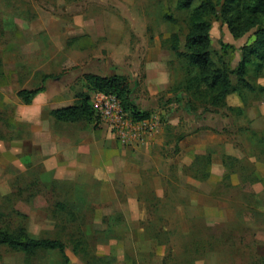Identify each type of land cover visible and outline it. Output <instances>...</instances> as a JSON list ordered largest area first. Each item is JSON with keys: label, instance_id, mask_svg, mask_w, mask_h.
<instances>
[{"label": "rangeland", "instance_id": "374dc122", "mask_svg": "<svg viewBox=\"0 0 264 264\" xmlns=\"http://www.w3.org/2000/svg\"><path fill=\"white\" fill-rule=\"evenodd\" d=\"M188 14L176 0H0V228L60 240L72 264H264V67L245 84L232 75L225 105L196 99L185 90L196 71L170 49L177 35L186 52ZM210 23L212 58L235 68L253 31L235 39L218 15ZM85 74L123 77L150 118L92 106L96 127L55 122L49 111L81 94L94 103ZM44 76L24 105L16 92ZM183 137L208 147L186 153ZM0 264L60 258L0 246Z\"/></svg>", "mask_w": 264, "mask_h": 264}, {"label": "trees", "instance_id": "16d2710c", "mask_svg": "<svg viewBox=\"0 0 264 264\" xmlns=\"http://www.w3.org/2000/svg\"><path fill=\"white\" fill-rule=\"evenodd\" d=\"M176 8L189 12L188 30L183 44L186 52L181 50L177 35H172L170 49L177 57H185L189 66L196 71L188 78L185 90L187 89L196 99L212 107L225 105L227 96L236 91L232 84V75L240 83L245 84L249 68H254L257 73H260L264 67V0H224L219 10L213 0H176ZM217 15L235 39L253 31L254 40L251 44L241 47V59L235 68L226 64L222 57H219V63L212 58L210 19ZM164 17L169 20L172 18L170 14ZM226 47L228 46L225 45L222 49ZM48 79L49 76H44L42 85L34 89L18 90L17 98L24 105H30L37 95L47 90L45 82ZM83 80L91 92L114 95L132 121L139 123L150 118L147 111L139 109L134 103L133 89L123 77L85 74ZM48 114L57 123H85L94 124L95 127L97 125V116L88 94H81L76 103L51 109ZM33 197L29 194V201L33 202L36 199ZM56 205L53 213L55 216L61 215L65 205L59 202ZM0 246L26 255L54 252L58 254L60 264H72L62 241L32 237L22 225L13 229L7 226L0 228ZM76 249L80 251V247L76 246Z\"/></svg>", "mask_w": 264, "mask_h": 264}, {"label": "crops", "instance_id": "0c3cea01", "mask_svg": "<svg viewBox=\"0 0 264 264\" xmlns=\"http://www.w3.org/2000/svg\"><path fill=\"white\" fill-rule=\"evenodd\" d=\"M41 94H44V93H41ZM40 95V94H39ZM38 96V95H37ZM228 97V96H227ZM162 133L163 132H160V134H158V135H156L155 136V138L151 141V142H149V143H147L149 146H147L146 147V152H148L147 154H151V152H152V150L153 149H155V148H159L160 149V147H161V144H162ZM185 139V140H184ZM158 140V141H157ZM181 140H183L182 142H181V144H179V147H182V145H183V143H191V145L190 146H188V148L185 150V152L186 153H189V154H196V155H199V154H202V153H204L205 152V149L208 147L207 145H208V142L207 141H204V140H199V139H197V137H194V138H191V137H183ZM150 157V156H149ZM158 159H159V157H158V155H153V156H151L150 157V160H151V163H152V166H153V164H154V162H156L155 160H157L158 161ZM194 159V158H193ZM214 158L212 157V159H211V165L214 167V166H216V164H215V162H214V160H213ZM191 162V159L190 160H188V162ZM193 161V160H192ZM190 162L188 163V164H190ZM221 162H219V164H220ZM151 166V164L149 165V168H151L152 167ZM220 168H222L221 166H220ZM143 169V168H142ZM181 173V172H180ZM131 175H134V174H131V172L129 173V175H127L128 176V179H129V182H130V179H132V178H130V176ZM184 174H181L180 176L182 177ZM211 175H212V173H211ZM183 177H187V178H190V177H188V176H186V175H184ZM213 177H215V178H217V177H219V175L218 176H210V177H208L209 179L211 178H213ZM138 178H139V176H138ZM142 182H141V180L140 179H138L137 180V182H135V185H138V184H141ZM130 198L131 199H133L134 200V202L135 201H137V199L134 197V196H130Z\"/></svg>", "mask_w": 264, "mask_h": 264}, {"label": "built area", "instance_id": "2783aa9c", "mask_svg": "<svg viewBox=\"0 0 264 264\" xmlns=\"http://www.w3.org/2000/svg\"><path fill=\"white\" fill-rule=\"evenodd\" d=\"M92 106L98 109L103 118L107 119L115 118L122 112L119 100L111 94L95 93V100L94 103L92 101Z\"/></svg>", "mask_w": 264, "mask_h": 264}]
</instances>
